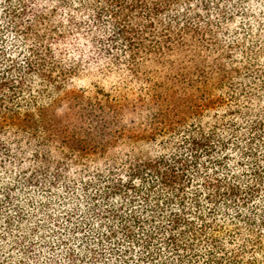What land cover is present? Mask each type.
<instances>
[{
    "label": "trees",
    "instance_id": "1",
    "mask_svg": "<svg viewBox=\"0 0 264 264\" xmlns=\"http://www.w3.org/2000/svg\"><path fill=\"white\" fill-rule=\"evenodd\" d=\"M0 264H264V0H0Z\"/></svg>",
    "mask_w": 264,
    "mask_h": 264
},
{
    "label": "rangeland",
    "instance_id": "2",
    "mask_svg": "<svg viewBox=\"0 0 264 264\" xmlns=\"http://www.w3.org/2000/svg\"><path fill=\"white\" fill-rule=\"evenodd\" d=\"M215 56V55H214ZM213 55H208L207 53L203 52L200 57L197 59V64L200 67L205 66L209 62L214 59ZM203 60H206V63H203ZM189 72H192V68L190 66L186 69ZM173 74H168L165 70H161L160 66L157 64H149L147 66H143L141 68L140 72L138 73V77L132 78L129 77L130 86L133 91H140L143 84L145 82H148L151 77L154 78L155 81L158 82H165L166 79ZM115 76L114 75H108V76H98L95 71H91L90 73L86 74H80L78 75L73 83H72V89L85 91L90 96H96L98 92H105L106 94L113 93L115 90L114 82H115ZM133 82V83H131ZM221 112V111H220ZM208 114V113H207ZM204 117V119L207 118V115Z\"/></svg>",
    "mask_w": 264,
    "mask_h": 264
}]
</instances>
